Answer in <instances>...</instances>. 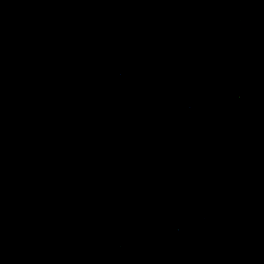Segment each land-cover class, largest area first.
Segmentation results:
<instances>
[{"label":"water","instance_id":"obj_1","mask_svg":"<svg viewBox=\"0 0 264 264\" xmlns=\"http://www.w3.org/2000/svg\"><path fill=\"white\" fill-rule=\"evenodd\" d=\"M212 0H0V264H196Z\"/></svg>","mask_w":264,"mask_h":264}]
</instances>
